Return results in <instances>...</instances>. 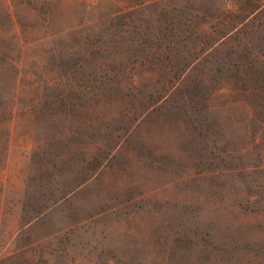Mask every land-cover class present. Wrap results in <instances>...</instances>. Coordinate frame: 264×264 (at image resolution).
I'll return each instance as SVG.
<instances>
[{
  "label": "rangeland",
  "instance_id": "rangeland-1",
  "mask_svg": "<svg viewBox=\"0 0 264 264\" xmlns=\"http://www.w3.org/2000/svg\"><path fill=\"white\" fill-rule=\"evenodd\" d=\"M17 9L33 31L12 46L14 66L0 72V264H264V97L249 121L231 122L227 145L219 138L209 152L197 137L187 191H140L66 232L56 231L57 218L22 232L40 208L20 204L19 136L5 156L11 110L20 134L29 130L32 105L73 100L79 88L123 90L130 60L136 73L157 68L162 80L171 55L165 46L176 67L187 31L194 41L212 40L237 26L223 51L251 68L264 92V0H26ZM151 77L143 74L140 86L150 87Z\"/></svg>",
  "mask_w": 264,
  "mask_h": 264
},
{
  "label": "crops",
  "instance_id": "crops-1",
  "mask_svg": "<svg viewBox=\"0 0 264 264\" xmlns=\"http://www.w3.org/2000/svg\"><path fill=\"white\" fill-rule=\"evenodd\" d=\"M187 35L176 67L171 64L176 54L165 46L171 55L162 80L155 78L157 68L136 73V61L130 60L123 90L79 88L73 100L63 95L37 111L32 105L29 130L20 134L15 111L9 112L6 162L19 136L26 163V171H19L25 201L20 204L40 208L22 232L54 218L56 231L66 232L141 192L187 191L189 177L196 175L197 137L211 152L219 138L227 145L231 122L253 117L259 96L241 91V80L234 79L233 54L223 51L229 36L194 41L195 32ZM145 73H152L150 87L140 86ZM122 191L132 193L124 197Z\"/></svg>",
  "mask_w": 264,
  "mask_h": 264
},
{
  "label": "trees",
  "instance_id": "trees-1",
  "mask_svg": "<svg viewBox=\"0 0 264 264\" xmlns=\"http://www.w3.org/2000/svg\"><path fill=\"white\" fill-rule=\"evenodd\" d=\"M26 0H0V72L1 74L8 72L10 68L14 66V53L12 51V46L19 45L23 46L26 38L25 34H31L33 31V26H29L23 21V14L21 11H18V6L20 3H25ZM19 3V4H18ZM143 2H139L137 4H142ZM258 10V8L256 9ZM257 11H253L251 15H253ZM45 21V19H44ZM245 20H241L240 23ZM235 26L234 30L231 29L224 35L229 36L230 38L233 36V31L237 28ZM235 36V35H234ZM234 64V63H233ZM242 73V74H241ZM259 76V75H258ZM234 78H238L235 80L241 79V91H246L247 93L256 92L258 96L260 95L264 97L263 86L262 84L256 83L255 80L259 78H255V73L251 72V68H240L238 65L234 64ZM262 80L263 77L261 76ZM261 80V81H262ZM237 88V87H236ZM235 91V88H233ZM261 123L264 124V119L260 120ZM255 141V139H254Z\"/></svg>",
  "mask_w": 264,
  "mask_h": 264
}]
</instances>
